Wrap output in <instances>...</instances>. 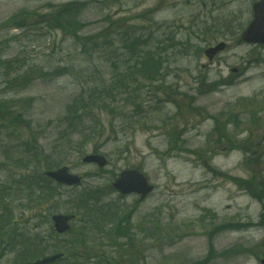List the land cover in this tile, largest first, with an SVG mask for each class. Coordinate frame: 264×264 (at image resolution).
Wrapping results in <instances>:
<instances>
[{
	"label": "rangeland",
	"instance_id": "374dc122",
	"mask_svg": "<svg viewBox=\"0 0 264 264\" xmlns=\"http://www.w3.org/2000/svg\"><path fill=\"white\" fill-rule=\"evenodd\" d=\"M104 1L0 0V62L18 58L23 62L19 71L0 68V101L8 100L18 108L13 117L20 111L25 118L19 130L8 128V119L3 120L1 126L7 129H0V164L9 171L1 172L0 179L20 175L24 166H32L29 144L34 140L50 151L71 99L89 87L116 81L115 50H120L118 43L111 51L88 56L62 32L28 28L33 21L14 29L8 22L16 15L43 13L50 4L92 2L81 18L90 25L86 34H102L110 21L116 25L126 20L123 30L146 28L151 20L164 24L178 38L189 35L201 40L202 51L226 42L228 50L210 66L202 53L164 65L158 87L143 93L142 112L147 115L115 122L114 133L104 117L105 136L86 154L99 147L109 162L107 168L86 165L75 152L53 157V164L82 176L84 186L63 188L35 223L40 234L48 236L52 215L73 214L75 200L83 192L106 189L104 204L131 215L133 238L122 241L96 233L82 251L93 258L81 264H260L264 259L260 223L264 215V48L253 49L239 41L259 0ZM59 66H73L75 73L16 90L10 85L15 72L34 67L46 72ZM234 68L239 73L233 74ZM124 99L125 94L118 95L114 108L127 107L125 113L131 117L134 108ZM219 133L227 134V142L219 143ZM18 159L25 163H17ZM131 169L143 171L156 188L145 201L136 195L121 197L109 188ZM82 214L73 223L72 234L48 243L47 255L65 251L73 232L83 230ZM103 253L109 261L100 263L97 256ZM12 262L13 257L7 256L1 264Z\"/></svg>",
	"mask_w": 264,
	"mask_h": 264
},
{
	"label": "trees",
	"instance_id": "16d2710c",
	"mask_svg": "<svg viewBox=\"0 0 264 264\" xmlns=\"http://www.w3.org/2000/svg\"><path fill=\"white\" fill-rule=\"evenodd\" d=\"M90 5L91 2H71L50 6L46 13H21L8 22L9 25L22 29L28 21H33L32 24L36 27L43 26L48 33L62 32L88 56L96 55L100 51H111L116 43H120L121 48L116 51L118 53L114 76L116 81L109 85H94L85 92L82 90L79 95L71 99L65 106L58 139L51 151L47 152L39 146L37 139L34 140L29 144L31 154L29 163L32 166H24L26 173L14 175L8 180L0 179V264L7 256L13 257V262L10 264H33L35 260L48 254L50 248L47 245L50 241L59 239L53 231L44 237L30 220H24L27 212L48 207L49 203L59 196L60 188L44 176L45 171L60 167L58 162L53 164L51 159L73 152L80 155V158L83 157L91 145H96V142L105 136L104 117L109 118V128L114 133L115 122L121 120L124 123L127 119L132 120L134 116L146 114L147 112H142L144 102L142 96L145 89L158 87L164 65L188 54L193 47L191 37L178 38L176 32L165 30L164 24H157L151 20L148 22L152 24L146 28L131 26L123 30L126 20L119 21L116 25L110 21L102 34H86V29L90 25L84 23L81 18ZM145 17V15L140 16L141 23ZM115 38L118 39L117 42ZM22 63L19 58L13 59L0 62V68L9 72L17 67L15 70L19 71ZM34 68L35 70L28 69L22 74L15 72L16 75L10 85L14 89L24 88L31 81L71 77L75 73L73 66L58 67L55 70H48L49 72L44 70L42 72L38 67ZM122 93L125 94L124 103L134 108L131 117L125 113L127 107H120L121 110L114 108L118 95ZM6 101L8 100L0 101V126L4 123V119H8L7 127L19 130L23 126L24 115L19 111V114L13 117V112L18 111V108ZM10 105H13L12 108ZM3 128L7 129L0 127ZM226 139L227 134L221 133L218 141L227 142ZM99 152V147L93 148V153ZM17 163L25 162L22 160ZM3 171L0 166V173ZM109 188L111 190V187ZM106 191L108 190L91 189L83 192L75 200L72 211L76 215L83 213L84 228L77 235L73 232V237L65 246V251L53 252L65 255L63 260L55 264H81L93 258L82 251L91 244L90 237L94 238L96 233L132 240L131 215L117 211L112 204H104ZM260 223L264 226V215ZM261 245L264 246V241ZM97 257L100 263L109 261L105 253ZM200 263L202 262L195 264Z\"/></svg>",
	"mask_w": 264,
	"mask_h": 264
},
{
	"label": "water",
	"instance_id": "95a60500",
	"mask_svg": "<svg viewBox=\"0 0 264 264\" xmlns=\"http://www.w3.org/2000/svg\"><path fill=\"white\" fill-rule=\"evenodd\" d=\"M255 19L247 31L243 34V40L250 44L264 45V0L254 6ZM225 44H220L216 48L206 51L207 57L210 60L214 56L225 49ZM84 163H94L100 168L107 165V160L103 156L95 155L88 156L83 160ZM46 176L61 185L69 187L82 186V178L70 173L69 168L64 167L57 171L48 172ZM113 187L123 196L138 194L142 199H145L154 190L147 178L139 171L131 170L121 174L120 178L113 184ZM73 216H55L53 222L55 229L59 234H64L70 230L69 222L73 220ZM62 258L61 255L49 257L38 261L36 264H52ZM264 264V260L262 261Z\"/></svg>",
	"mask_w": 264,
	"mask_h": 264
}]
</instances>
